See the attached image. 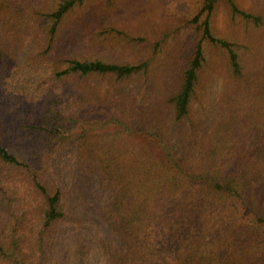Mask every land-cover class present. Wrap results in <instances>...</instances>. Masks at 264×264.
Here are the masks:
<instances>
[{"label":"trees","instance_id":"obj_1","mask_svg":"<svg viewBox=\"0 0 264 264\" xmlns=\"http://www.w3.org/2000/svg\"><path fill=\"white\" fill-rule=\"evenodd\" d=\"M128 1L0 0V264H264V14Z\"/></svg>","mask_w":264,"mask_h":264},{"label":"rangeland","instance_id":"obj_2","mask_svg":"<svg viewBox=\"0 0 264 264\" xmlns=\"http://www.w3.org/2000/svg\"><path fill=\"white\" fill-rule=\"evenodd\" d=\"M128 1L130 12L133 13V22L138 24L141 19H145L148 22L151 21L159 30L156 37L168 35L176 37L175 44L177 45V53L179 56L187 60L189 57L192 47L195 43L196 35L194 31L185 25L187 17H191L197 8V0H131ZM242 5L248 9L253 10L256 13L264 14V0H240ZM138 3V8H137ZM218 23L221 33H233L238 31H245V25L234 24L226 18L225 12L222 11L218 18ZM252 28L251 25H247ZM261 28V27H255ZM154 35H152L153 37ZM246 38L251 45L260 40V44L264 41V29L263 30H252L246 33ZM168 41L166 40L165 43ZM170 50H174V47L168 46ZM263 58V57H262ZM207 77H212L208 75Z\"/></svg>","mask_w":264,"mask_h":264}]
</instances>
